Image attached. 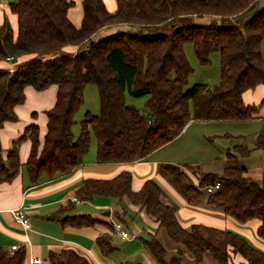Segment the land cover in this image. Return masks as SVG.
Returning <instances> with one entry per match:
<instances>
[{
    "label": "trees",
    "instance_id": "trees-1",
    "mask_svg": "<svg viewBox=\"0 0 264 264\" xmlns=\"http://www.w3.org/2000/svg\"><path fill=\"white\" fill-rule=\"evenodd\" d=\"M110 12L103 0H82L83 16L76 27L67 16L72 0H13L11 10L17 15V32L8 23L0 26V60L18 61L10 72L0 69V128L17 119L14 107L25 99L24 88L42 90L56 85L54 106L46 111L47 131L40 145L38 125H27L0 157V181L11 180L20 170L18 147L25 138L31 148L23 168L27 183L34 185L40 177H55L70 172L82 163L90 147V132L96 142L97 162L129 163L145 158L152 151L176 138L192 120L246 121L258 117L264 106L246 104L243 93L264 84V6L259 0H115ZM106 26H124L104 37L96 33ZM190 42L200 63L209 55L220 56L217 84L183 86L191 72L183 46ZM77 48V49H76ZM76 49V50H75ZM59 51L57 57L45 53ZM96 85L100 112H85L80 132L74 139V115L83 103L84 87ZM147 96L146 112L125 101V93ZM254 148H264V125L258 131ZM1 152V146H0ZM250 149L235 144L226 151L228 160L247 157ZM159 168L176 177L182 172L173 164ZM132 173L122 170L110 179L86 178L76 194L81 200L95 195L110 196L117 201L113 219L126 224L130 217L121 206L123 197L144 209L157 222V230L142 245L157 264H181L183 250L195 263L209 254L213 264H264V252L242 235L203 223L183 227L174 208L163 199L153 179L131 189ZM219 183L208 192L206 187ZM180 188L187 203L196 205L203 191L205 203L236 221H258L256 235L264 241V169L255 181L246 175L244 166L227 164L220 173L205 172L196 184L182 181ZM64 210V209H62ZM56 215L65 225L93 226L98 220L89 214ZM163 231L178 245L170 254L158 238ZM102 255L113 249V236L104 233L96 238ZM21 246L8 252L0 246V264H24ZM50 264H91L73 249L50 250Z\"/></svg>",
    "mask_w": 264,
    "mask_h": 264
},
{
    "label": "crops",
    "instance_id": "crops-1",
    "mask_svg": "<svg viewBox=\"0 0 264 264\" xmlns=\"http://www.w3.org/2000/svg\"><path fill=\"white\" fill-rule=\"evenodd\" d=\"M11 1L13 0H0V26L8 23L14 34H16L17 15L10 8ZM72 1L74 6L75 1ZM79 1L82 4V0ZM103 2L105 4L104 0ZM73 6L68 9L67 16L72 24L76 26L79 20H76L77 22L73 21L69 16ZM105 7L108 11L113 12L116 9V1L114 0V3H111L109 0V4H105ZM80 24L76 27H79ZM119 28H124V26L103 27L96 33V36L100 32L111 33ZM17 64L18 61L15 59L0 60V69L13 72L17 68ZM56 91V85H49L42 90H36L29 85L24 88V101L14 107L17 119L6 121L0 128V157L3 163H5L6 151L11 146L12 141L23 133L27 125L31 123L38 125L40 145L43 143L47 131L46 111L54 106ZM242 96L246 104L259 103L264 99V84L246 90ZM260 110L256 118L263 117L261 115H264V111L260 113ZM167 144L152 151L145 158L129 163H100L96 161L95 153H87L82 163L70 172L52 178L42 175L38 183L29 185L23 164L27 160L31 141L25 138L18 147V158L22 165L19 172L11 180L0 181V246L10 253L14 251L10 250L12 245H17V248L22 246L25 249L24 264H50L47 258L48 252L64 248L75 250L85 256L91 264H111L108 257L117 249L114 242L112 251L107 255H102L96 246V238L104 233H109L114 238L115 233L112 230V223L116 222L113 219V211L118 206L117 201L102 194L95 195L91 200H81L76 192L86 178L110 179L122 170H129L132 173L131 189L133 191L139 190L146 179H153L154 177L161 179L157 173V168L160 164L171 160L165 158L164 155H158L157 152ZM167 186L166 201L169 204L172 200L178 202L179 207L176 216L183 227L187 228L192 223H203L218 228H226L223 226L226 225L238 231L236 233L247 240L249 239L248 241L252 242V245L264 252V241L256 235L258 221L250 220L245 224H238L230 217V219H226L217 216V211L197 204L191 205L172 187ZM74 198H77L78 201H74ZM121 206L127 210L130 217L129 221L123 226H126L129 231L131 229L136 230L139 234L137 237L127 239L120 237V239L124 241L138 238L142 245L141 239L148 238L157 230V222L151 219L144 209L132 204L126 197L122 198ZM18 207H21L29 218L30 227L27 229L13 220V210ZM60 210L64 214H89L98 222L93 226H64L59 218L52 217ZM225 217L228 218V216ZM142 256H144L147 264H157L150 253H143ZM35 258L40 260L38 262L32 261ZM233 260L239 264L243 261V258L236 255ZM128 263V260L120 262V264Z\"/></svg>",
    "mask_w": 264,
    "mask_h": 264
},
{
    "label": "rangeland",
    "instance_id": "rangeland-1",
    "mask_svg": "<svg viewBox=\"0 0 264 264\" xmlns=\"http://www.w3.org/2000/svg\"><path fill=\"white\" fill-rule=\"evenodd\" d=\"M74 1L75 5L69 16L73 21L79 20V25L82 17V4L79 0ZM104 1L105 4H109V0ZM110 1L114 3V0ZM259 5L264 6V0H259ZM108 34L109 33L105 31L100 32L96 38L104 37ZM183 49L192 69L183 86V90H188L195 84H217L220 78L219 53L217 51L211 52L208 63L202 64L197 59L193 45L190 42L184 43ZM261 53L264 58V39L261 43ZM44 55H46L47 58L57 57L60 55V52L51 51ZM146 100L147 96L133 97L127 92L125 93L126 103L133 105L143 112L147 111L145 107ZM86 111L95 115L100 112L99 94L96 85L93 83L85 85L83 103L74 115V122L72 125L74 139L80 132V121L84 118ZM262 111H264V106L261 107L260 113ZM261 116L263 117L246 121L192 120L188 122L176 138L168 142L165 147L157 152L158 155H164L165 158L171 160L167 163L175 165L182 172L179 176L171 177L161 168H157V173L161 179L154 177L153 180L159 185L163 199L166 200L165 194L167 193V185H169L186 200L180 188V183L182 181L196 184L198 178L203 173L209 171L220 173L222 167L227 164L244 166L247 170L246 174L255 181H259L264 169V148H253V143L255 142L256 134L264 125V115ZM90 136L91 140L88 154H93L96 151V142L92 132H90ZM235 144H241L250 149L249 155L247 157L237 156L236 159L228 160L226 158V151L228 149L232 150ZM205 194L206 191L204 190L197 205L217 211V216L230 219L223 215L220 208L208 206L204 200ZM170 203L177 213L179 207L178 202L172 200ZM223 226L238 232L231 227L226 225ZM124 227L127 229L126 226ZM131 231L132 229L130 232ZM158 238L170 254L176 253L178 245L172 243L163 231H159ZM113 242L117 249L108 257L111 264H120V262H124L125 260H128V264H147L142 254L149 252H146L138 238L122 241L120 237L115 234ZM180 258L181 264H213L209 254L204 255V259L201 263H195L186 250H183Z\"/></svg>",
    "mask_w": 264,
    "mask_h": 264
},
{
    "label": "built area",
    "instance_id": "built-area-1",
    "mask_svg": "<svg viewBox=\"0 0 264 264\" xmlns=\"http://www.w3.org/2000/svg\"><path fill=\"white\" fill-rule=\"evenodd\" d=\"M6 59H12V58L8 57ZM218 186H219V183L216 182L213 185H208L206 187V190L208 192H210V191H213L214 189L218 188ZM74 201H78V199L74 198ZM13 220L15 223L21 225L25 229L30 227L29 218L25 214V212L23 211V209L21 207H18V208L13 210ZM112 230L116 235H118L119 237H121L123 239H127L130 237H137L139 234L136 230H132L130 232L129 230L124 228L123 224H121L119 222H113L112 223ZM17 247H18L17 245H12L10 247V250L13 251V250L17 249ZM39 260L40 259H38V258L32 259V261H35V262H38Z\"/></svg>",
    "mask_w": 264,
    "mask_h": 264
},
{
    "label": "water",
    "instance_id": "water-1",
    "mask_svg": "<svg viewBox=\"0 0 264 264\" xmlns=\"http://www.w3.org/2000/svg\"><path fill=\"white\" fill-rule=\"evenodd\" d=\"M107 214H108V211H107Z\"/></svg>",
    "mask_w": 264,
    "mask_h": 264
}]
</instances>
